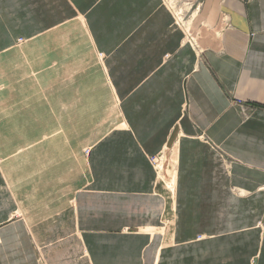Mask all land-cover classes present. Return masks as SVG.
I'll list each match as a JSON object with an SVG mask.
<instances>
[{"label":"crops","instance_id":"0c3cea01","mask_svg":"<svg viewBox=\"0 0 264 264\" xmlns=\"http://www.w3.org/2000/svg\"><path fill=\"white\" fill-rule=\"evenodd\" d=\"M184 16L0 0V264H264V0Z\"/></svg>","mask_w":264,"mask_h":264},{"label":"rangeland","instance_id":"374dc122","mask_svg":"<svg viewBox=\"0 0 264 264\" xmlns=\"http://www.w3.org/2000/svg\"><path fill=\"white\" fill-rule=\"evenodd\" d=\"M177 1V8H179V6H181L183 8V4H182V1L183 0H176ZM161 3L171 12L173 13V9H172V5H173V0H161ZM187 9V8H186ZM184 12V10H183ZM174 15V13H173ZM174 22V21H173ZM175 24V23H174ZM187 41L190 42L189 40V37H186ZM25 37H18L16 39V44L17 45H21L25 42ZM104 57V54L102 52H97V58L99 61H101ZM54 81V80H53ZM57 82V80L55 81ZM50 135H57V129L56 130H51L49 133H47V136H50ZM46 136V135H45ZM48 139V138H47ZM90 150V146H84L83 145V148H82V152L83 154L86 156L87 153L89 152ZM52 156H55L54 153ZM0 158H3V157H0ZM3 160L0 159V163L2 162ZM158 170V169H157ZM159 172V171H158ZM171 173V171H170ZM156 183L157 184H160L162 186H166L168 189H171L173 184H174V175L173 174H170V175H161L160 173L156 176ZM171 193H169L170 195ZM18 215L17 213H15V216ZM36 247V258L38 260V262H40L41 264H44V258L42 256V253L40 251V247L39 246H35Z\"/></svg>","mask_w":264,"mask_h":264},{"label":"built area","instance_id":"2783aa9c","mask_svg":"<svg viewBox=\"0 0 264 264\" xmlns=\"http://www.w3.org/2000/svg\"><path fill=\"white\" fill-rule=\"evenodd\" d=\"M195 3V0H183L182 4L184 5V7L182 8L181 6H179V8H177V1L173 0V5H172V9H173V13H174V19H175V24L178 27L184 28L186 29V27L188 25H190L191 23L189 22L190 18L192 17H185L184 16V12L186 8H191ZM198 8V5L195 6V9ZM192 15V14H191ZM187 37H189L190 42L193 45H196V36L195 34L193 35V33H188ZM234 103H236L242 110H244L245 108L251 107L252 105L247 103L246 101H243L241 99H235L233 100ZM159 156H152L150 158V161L153 163L154 166H158V164L160 163L159 161Z\"/></svg>","mask_w":264,"mask_h":264},{"label":"bare ground","instance_id":"6f19581e","mask_svg":"<svg viewBox=\"0 0 264 264\" xmlns=\"http://www.w3.org/2000/svg\"><path fill=\"white\" fill-rule=\"evenodd\" d=\"M185 30H186L187 33H193V35H194V33H195V32L192 30L191 25H188V26L186 27Z\"/></svg>","mask_w":264,"mask_h":264}]
</instances>
